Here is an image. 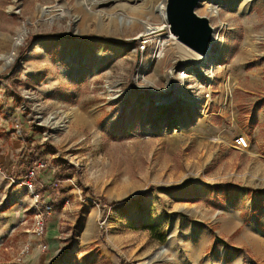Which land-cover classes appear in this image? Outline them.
<instances>
[{"label": "rangeland", "instance_id": "obj_1", "mask_svg": "<svg viewBox=\"0 0 264 264\" xmlns=\"http://www.w3.org/2000/svg\"><path fill=\"white\" fill-rule=\"evenodd\" d=\"M86 1L0 0V56L21 34L12 60L0 59V264H164L168 235L191 241L234 189L264 187V145L249 138L257 111L264 117V0H198L222 37L204 74L164 42L174 35L156 10L164 0ZM142 21L162 29L138 51ZM237 134L248 150L230 146ZM37 154L46 162L35 187L53 206L43 235L23 184ZM64 163L73 174L58 183ZM252 213L243 207L237 228L212 215L221 264H264V223L252 228Z\"/></svg>", "mask_w": 264, "mask_h": 264}, {"label": "crops", "instance_id": "obj_2", "mask_svg": "<svg viewBox=\"0 0 264 264\" xmlns=\"http://www.w3.org/2000/svg\"><path fill=\"white\" fill-rule=\"evenodd\" d=\"M234 100V99H233ZM237 104H236V103ZM234 102V105L236 110H238V104L239 102H242L241 100H238V96L236 97V101ZM250 102L246 103L244 106L241 107L242 112H246L247 108H251ZM254 105V103H253ZM254 123L252 125V133H249L250 136L249 138L252 139V143L254 146L258 145H264V134L261 132H264V117H262V114L257 111V115L254 116ZM246 137L248 138V135L245 134ZM251 192H245L239 194L238 191L235 189L233 190L234 194L238 195H231L229 197L228 202L224 200V206H222L224 209H218V211L214 212L212 215L218 214V216L215 217L217 221L223 226L224 228H237L240 226L242 220H241V214H242V208L243 207H249V211L253 212L252 213V223L253 225L251 226L254 229H258L260 223H264V216L259 215L261 211H264V207H260L264 202V187L259 188V190L254 191V189L250 190ZM204 193L208 194H215V196H218L219 194L223 193H217L214 191V189H210L208 186L205 190ZM248 193L251 195V197H248ZM45 194V200L51 199L50 196H47V192L44 191ZM247 197V200L242 202V197ZM238 199V200H237ZM261 204H260V202ZM51 201V200H50ZM249 203V204H247ZM227 207H230V209H227ZM255 213V214H254ZM209 214L205 215V220L206 222H196L194 223L195 225L192 227V230L189 229V233L191 236L188 238L191 239V241H181L179 244L173 234L168 235V244L170 248H167V256L168 259L166 258L164 261V264H194L196 262H200L199 264H221L222 261L219 256V249L221 248V245L217 244L219 241H215L212 239V236L210 235L209 232V227H210V219L212 217ZM246 219V218H244ZM157 221V220H156ZM257 235V234H256ZM258 237L252 242L257 243ZM175 245V246H174ZM173 248V250H178L176 254L170 253V250ZM181 248H184V257H181L179 254ZM213 248V249H211ZM222 249V248H221ZM213 250L212 253H210ZM208 251L207 253H205ZM253 251V250H252ZM181 258V259H180ZM51 258L48 259V262H50Z\"/></svg>", "mask_w": 264, "mask_h": 264}, {"label": "built area", "instance_id": "obj_3", "mask_svg": "<svg viewBox=\"0 0 264 264\" xmlns=\"http://www.w3.org/2000/svg\"><path fill=\"white\" fill-rule=\"evenodd\" d=\"M165 9V7H164ZM164 17H165V11H164ZM163 30L165 33L170 34L172 33L169 29V23L167 21L164 22L163 24ZM212 27L214 28V25L212 24ZM219 30V29H218ZM212 42H210V49H209V53L207 55V58H205V60H202L200 63H198V68H196L195 72H197V70L201 69L199 73L204 74L203 73V69L207 68L205 65V62L208 61V59H212V61L214 62L215 59L212 58V54H218L216 52H213L211 47L212 45L219 41L220 43H222V37H220V30L218 31L217 36L211 40ZM153 42L152 37L149 34L146 35H141L139 36V38L137 39V50L138 51H145L149 48L150 44ZM159 51L158 49L154 50V57L155 54L157 55ZM215 56V55H214ZM213 56V57H214ZM157 57V56H156ZM228 79L229 76L227 77ZM230 146L232 148H235L237 150H248L250 148V143L248 138L246 137V135L243 134H237L235 137H233L230 140ZM44 165V164H42ZM36 166H40L39 164H37ZM36 167H34L32 170H29L28 175H26L23 178V184L26 186V188L29 191V194L31 196L32 199V210H33V229L36 232L37 235H43L45 232V217L50 215L53 212V206L51 204L50 200H45V194L44 192H41L39 190L36 189L35 187V176H36ZM42 247L45 249L47 246L46 244H42Z\"/></svg>", "mask_w": 264, "mask_h": 264}, {"label": "water", "instance_id": "obj_4", "mask_svg": "<svg viewBox=\"0 0 264 264\" xmlns=\"http://www.w3.org/2000/svg\"><path fill=\"white\" fill-rule=\"evenodd\" d=\"M198 0H165L170 31L186 45L205 52L212 38L209 18L195 11Z\"/></svg>", "mask_w": 264, "mask_h": 264}, {"label": "bare ground", "instance_id": "obj_5", "mask_svg": "<svg viewBox=\"0 0 264 264\" xmlns=\"http://www.w3.org/2000/svg\"><path fill=\"white\" fill-rule=\"evenodd\" d=\"M85 2H87V1L85 0ZM96 3H97V5L101 4L100 5L101 7L108 6L110 4L109 0H104V1H101V2L100 1H96L95 4ZM164 3H165V0H164ZM164 7H165V4H159L156 7L157 12L161 16H163ZM91 9H95V8L91 7ZM209 10H210V13H213V14L217 12L216 7H214V6H211V9H209ZM143 23H144V31H143L142 34H138V37L141 36V35H146V34L158 35V34L161 33V32H159V30L162 29V25L163 24L162 25L160 24L158 26L157 25L156 26H151L149 23H146V22H143ZM23 32L24 31H22V33ZM174 35L170 34L169 36L168 35L165 36L164 42L168 41V42H171L172 45L174 44V47L176 48V52L179 55V57L181 58L182 63L183 64H187L188 66L195 65L194 70H196V68L198 66V63H200L202 60H205V58H207V55H208L209 49H210V44H208L207 50L205 52H202V51H200V50H198L196 48H193V47H190V46L186 45L185 43L180 41L177 37H176L177 38L176 39L175 38L176 35L175 36ZM20 36H21V34H20ZM20 36L16 38L15 42H13L11 52L8 55H6V56H0V59L3 61L4 65H7L12 60L13 55H14V51L16 50L17 46L19 45V41H21V37ZM216 36H217V34H216ZM214 38H215V30L212 31L211 40L214 39ZM164 42H163V44H164ZM210 42H212V41H210ZM161 50H163V49L160 48L159 49L160 52L157 55H155V56H157V57L163 56L164 52L161 51ZM190 64H193V65H190ZM187 70H188V67H187ZM181 74H184V72L181 73ZM168 78L169 77L167 76V79ZM164 104H167V103L165 102Z\"/></svg>", "mask_w": 264, "mask_h": 264}, {"label": "trees", "instance_id": "obj_6", "mask_svg": "<svg viewBox=\"0 0 264 264\" xmlns=\"http://www.w3.org/2000/svg\"><path fill=\"white\" fill-rule=\"evenodd\" d=\"M119 42V41H118ZM39 144L34 145V150L39 149ZM39 162H46L45 158L41 154H37L35 156H30L29 160L25 162V176L28 175L29 170H32L35 165H37ZM44 164V163H42ZM68 163L61 164L57 169L54 170L53 176L54 179L59 183V181H66L71 178L73 171L69 170ZM55 183V181H54ZM137 197H140V194L134 196L132 199H137ZM131 200V199H130ZM64 203V202H63ZM62 203V204H63ZM151 230H153V226H150ZM156 239L159 241H164L165 237L163 233H158L156 235Z\"/></svg>", "mask_w": 264, "mask_h": 264}]
</instances>
